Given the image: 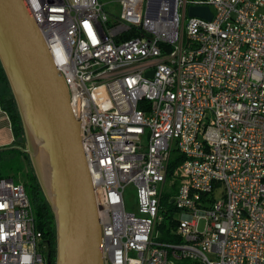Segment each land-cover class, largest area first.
Wrapping results in <instances>:
<instances>
[{
	"label": "built area",
	"instance_id": "1",
	"mask_svg": "<svg viewBox=\"0 0 264 264\" xmlns=\"http://www.w3.org/2000/svg\"><path fill=\"white\" fill-rule=\"evenodd\" d=\"M26 4L79 121L104 264H264V0H120L112 21L99 0ZM42 240L0 178V264H46Z\"/></svg>",
	"mask_w": 264,
	"mask_h": 264
},
{
	"label": "water",
	"instance_id": "2",
	"mask_svg": "<svg viewBox=\"0 0 264 264\" xmlns=\"http://www.w3.org/2000/svg\"><path fill=\"white\" fill-rule=\"evenodd\" d=\"M188 16L210 21L212 12L207 6H192ZM0 66L24 142L23 147L3 150H18L29 159L54 219V264H104L79 121L71 113L67 85L53 64L26 0H0ZM147 77H152V72Z\"/></svg>",
	"mask_w": 264,
	"mask_h": 264
},
{
	"label": "trees",
	"instance_id": "3",
	"mask_svg": "<svg viewBox=\"0 0 264 264\" xmlns=\"http://www.w3.org/2000/svg\"><path fill=\"white\" fill-rule=\"evenodd\" d=\"M132 37H135L134 34H128L124 35L121 39L122 40H127ZM0 108L3 112L6 113L8 121L10 123V128L12 131L13 139H14V144L13 146H22L24 144L23 142V132H22V127L21 123L17 114L16 106L14 103V100L12 98V95L10 93L6 78L4 76L3 70L0 66ZM12 153V154H10ZM0 157L9 159L13 163H17L21 165L23 168L22 172L19 174L20 178L25 179V189L28 194V198L30 200L34 216H35V223H36V228L38 231L41 232L42 234V243H44L45 248L49 249L51 252V264L55 263V248H56V243H55V225H54V219L53 215L51 213V210L44 199V196L39 188V185L36 181V178L33 174V171L31 169L29 159L26 155L21 153L18 150L14 149H7L0 151ZM181 161V158L178 156H175L168 165V178L175 177L176 181H174L173 187L177 186L179 184L181 177L179 174L174 173L175 170L177 169L179 162ZM16 176V175H15ZM11 177L9 175L4 174L0 172V178H8ZM16 178L17 181L21 179ZM15 179V180H16ZM163 208H166V217H169L170 214H168V211L171 213L174 212L172 208H169V202L166 199H163L162 201ZM172 221L164 222L160 228L162 232V237L161 239L164 241H175L177 242L170 234H169V228L172 226ZM44 248V249H45Z\"/></svg>",
	"mask_w": 264,
	"mask_h": 264
},
{
	"label": "rangeland",
	"instance_id": "4",
	"mask_svg": "<svg viewBox=\"0 0 264 264\" xmlns=\"http://www.w3.org/2000/svg\"><path fill=\"white\" fill-rule=\"evenodd\" d=\"M99 3L103 6L104 11L110 16V21L113 20V17H111V16L117 17L121 12L120 0H99ZM6 121L8 124V127H6V128L8 129L9 123H8V120H6ZM23 146L24 145H22V147ZM20 147H21V145H20ZM10 154H12V153H10ZM22 170H23V168L21 167V165H19L17 163H13L9 159L0 157V172H2L4 174L7 173V175L11 176V178L16 179L17 177L20 178L19 174L22 172ZM21 182H23L25 184V179L22 178ZM220 192H221V190L215 191L216 198L220 197V195H221ZM123 197H124L125 209L128 212L137 214V203H136V196H135V188L132 185H128L125 188ZM180 216H181L180 212L175 213L176 218H179Z\"/></svg>",
	"mask_w": 264,
	"mask_h": 264
},
{
	"label": "crops",
	"instance_id": "5",
	"mask_svg": "<svg viewBox=\"0 0 264 264\" xmlns=\"http://www.w3.org/2000/svg\"><path fill=\"white\" fill-rule=\"evenodd\" d=\"M6 116H7L6 113L3 112L0 108V151H2L4 148L12 147L14 144L11 128L10 127L8 129L6 128L8 127L6 121L8 120V118Z\"/></svg>",
	"mask_w": 264,
	"mask_h": 264
},
{
	"label": "flooded vegetation",
	"instance_id": "6",
	"mask_svg": "<svg viewBox=\"0 0 264 264\" xmlns=\"http://www.w3.org/2000/svg\"><path fill=\"white\" fill-rule=\"evenodd\" d=\"M43 255L46 261V264H51V252L49 251V249L45 248L43 250Z\"/></svg>",
	"mask_w": 264,
	"mask_h": 264
}]
</instances>
